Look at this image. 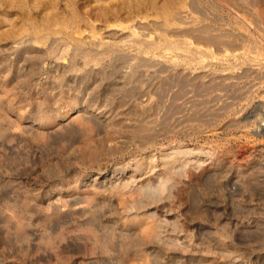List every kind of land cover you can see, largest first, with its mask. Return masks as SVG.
I'll use <instances>...</instances> for the list:
<instances>
[{
	"label": "rangeland",
	"instance_id": "1",
	"mask_svg": "<svg viewBox=\"0 0 264 264\" xmlns=\"http://www.w3.org/2000/svg\"><path fill=\"white\" fill-rule=\"evenodd\" d=\"M69 1L0 0V33L19 27L24 19L27 23L36 22L38 27H42L40 20L51 19L58 24L57 27L52 23L55 31L60 30L57 35L64 36L72 31L74 18L100 27L104 24L91 16V10L120 5L119 0ZM201 1L202 6L196 10L190 6L192 0H154L153 6L135 13L136 16L133 13L128 21L121 19L126 15L111 19L109 30L124 37L119 44L148 40L149 45L167 47L168 42L174 43L171 35L180 27L177 23L188 17L184 22L190 19V24L198 23L221 34L222 44L216 50L198 49V45L190 44L191 39L187 40L189 46L185 45L187 53L159 49L139 53L125 47L128 63L123 65L112 56L107 68L98 75L76 84L55 82L51 92L46 71L34 82H26L15 69H4L1 59L0 142L13 143L14 150L11 153L4 152L3 146L0 148V264H144L128 261L123 254L130 244H136L134 233L142 235L164 217L175 221L180 229H190L192 204H200L204 194L208 200L202 228H226L236 234L264 237V0ZM170 13L176 16L173 24L165 20ZM102 32L95 29L94 42L104 38ZM11 39L0 38V46L12 42ZM137 59L161 66L143 68L141 75L138 72L122 83L120 74L129 73V63ZM71 84L81 86L84 94L78 90L76 93L74 88L68 92L67 86ZM140 90V97L135 98L141 103L151 101L155 106L153 113H141L138 107H132L129 96ZM51 93L58 95V103L51 102H55ZM73 99L76 108L87 101L88 112L102 121L101 125L89 122L83 126L82 112L70 111L66 118L51 117L55 107H63ZM44 121H48L46 126L38 125ZM67 121L66 129L55 128ZM172 148L210 150L212 163L208 162V168L217 167L218 175L212 178L195 171L194 189L186 183L188 178L172 176L165 191L177 186L173 187L175 191L169 190L170 194L175 192V197L166 193L155 204L129 211L128 207L140 198V185L157 184V165ZM151 156L156 160L146 166ZM135 161L145 162L146 167L137 174L140 181L131 189L122 192L112 188V192L107 189L100 193L101 188L91 186L94 176L114 173L118 178L128 173ZM152 166H156L155 173ZM221 175L228 176L222 186ZM219 185L221 189H217ZM234 187L236 191L227 194ZM218 192L225 196L219 199ZM73 196L85 197L93 214L58 215L51 210L58 203L70 211ZM95 200L102 202L96 206ZM106 203L113 210L100 211L99 207ZM104 244L109 255L101 251Z\"/></svg>",
	"mask_w": 264,
	"mask_h": 264
},
{
	"label": "bare ground",
	"instance_id": "2",
	"mask_svg": "<svg viewBox=\"0 0 264 264\" xmlns=\"http://www.w3.org/2000/svg\"><path fill=\"white\" fill-rule=\"evenodd\" d=\"M119 1H120V5L117 4V6L116 5L115 6L108 5V6L103 7V8L102 7L98 8V9L96 8L97 9L96 12H94V10H91V12H90L91 16L94 15L96 20H98L99 23L102 22L104 25H102L100 27H96V24L94 25L93 22H91V21L87 20L85 22L83 21L82 23H80V22H77V20L74 18L73 19L74 24L71 26L69 25L70 27H72V31H69L70 32L69 34H67V33L64 34V36H61V34L57 35L58 33H60V30H58L59 32L55 31L56 27L53 24H56V22L55 23L50 22L51 19H49V20L42 19V21L40 20L42 27L41 26L38 27V25H36V22L35 23L34 22H28L27 23L26 19H24L25 23L22 22L21 25H19V27H17V28H15V27L11 28V26H10V28H11L10 31L7 30V31L0 33V38H4V39L9 38V37L12 38L11 39L12 42L10 41V43H5V44L0 46V61L2 59V62L3 61L5 62V63L3 62L4 63L3 68L8 70V72L11 69H15L16 73L18 75L24 76L23 79L26 82H34L33 80L35 79V77L40 76L39 74H41L43 71H46L47 72V81H46L47 83L46 84L48 87H50L49 90L51 92V90L53 88L55 89V87H54L55 82L61 83L64 80L65 82L71 81L72 83L76 84V83H78L77 82L78 80L79 81L81 80L80 82H82L83 79L89 80V78L91 76L98 75L99 73H101V70H103L104 68H107V66L109 65L108 64L109 58H111L112 56L115 58V61H120V63L123 65L128 63L127 62L128 59L126 56L127 54L124 53L125 47H128V49L136 50L139 53L140 52H146V50H148V49H152V50L159 49L162 51L168 50L169 52L171 50V53L174 54V52H176V51H178V52H181V51L185 52L186 51V53H187V48L185 45H187V47L189 46L188 43L190 41L189 42L187 41L189 39H191V41H192L190 44L198 45L197 48L198 49L202 48L205 52L212 51L215 48H218L222 44V36H221V34L216 33V30H215V32L212 30L210 31L209 27H208L209 28L208 29L207 27H204V26H198L199 25L198 23H196V25H193L194 22L192 24H190V19H189V22H187V21L184 22V20H186L188 17H185L186 19H183V22L180 21L179 23H177L178 25H180V27L177 30H175V32H173L174 34L172 33L174 37L171 35V37L174 38V43L171 41L172 44L170 45V42H168L169 46H167V44H168L167 43L166 44L167 47L162 46V45H161L162 47H160V46H158V44H157V46L149 45L147 43L148 40L145 41V43H141V42L136 41L132 45L131 44L127 45V43L124 44L125 42L123 44H119L120 42H122L124 40V37L121 38L117 34V32H112L109 30V28H110L109 22H111L110 20L111 19H115V20L120 19L122 16L126 15L127 17L125 16L126 17L125 19H124V17H122L121 19L128 21L133 13L139 14V12L142 9H145L146 7H148L150 5L153 6L154 0H119ZM214 1L212 0L211 2L213 3ZM218 1H220V0H218ZM20 2H22V1H20ZM201 2H202L201 0H192V2L190 3L191 4L190 6L192 9L198 10L202 6ZM51 3H53V2H51ZM74 3H75V1H74ZM219 3H222V2L220 1ZM206 5H208V4H206ZM215 5H216V3H215ZM218 5L216 7H218ZM21 6H23V5H21ZM53 6H55V4ZM166 8H167V6H166ZM219 8H221V7H219ZM33 9H34V7H33ZM196 10H195V12H196ZM49 11H51V10H49ZM167 12H169V11H167ZM59 13H60V11H59ZM72 13H74V12H72ZM136 14H135V16H136ZM198 14H200V13H198ZM174 15H172V13L168 14L167 16L165 15L166 16L165 17L166 22L170 23V24L175 23L177 20H176V16H174ZM135 16L133 15V17H135ZM46 17H47V15H46ZM95 18H94V20H95ZM54 20H56V19L54 18ZM47 22L50 23L51 25H53V27H51V25H49V24H45ZM57 22H61V19L58 20ZM66 22L68 23V21H66ZM69 23H70V21H69ZM71 23H72V21H71ZM13 24L15 25V23H13ZM57 25L58 24H56V26ZM69 26H68V28H69ZM119 27H121V26H119ZM19 28L21 30H19ZM50 28L51 29L54 28V30H51ZM95 29H97L98 32L103 31L102 33H103L104 38L100 37L99 43L94 42ZM85 31H87V33L85 34L87 36H83V33ZM113 36H116V37L118 36L120 38H113ZM97 38H98V36H97ZM105 38H108V40L104 41ZM0 41H2V40H0ZM158 43L161 44L160 42H158ZM183 45L185 47H183ZM134 59H136V58H134ZM2 62H1V64H2ZM49 63H50V67L48 68ZM154 65H160L161 66L160 63H157V64L154 63ZM154 65L150 61L143 60V59H141V60L137 59L134 62L129 63L128 68L130 69V72L129 73H124V72L121 73L119 79L123 83L125 81L130 80L131 78H134L135 77L134 74L136 75V73H138L141 69L144 68V70H145L148 67H152V66L154 67ZM167 67H169V66H167ZM142 71L143 70H141V72ZM141 72H139L138 74H140ZM25 84H27V83H25ZM74 84L67 86L68 92H69V90L74 88L73 89L74 91L78 90L79 93L84 94V91L82 90L81 86L78 87V86H75ZM72 85H74V86H72ZM76 93H77V91H76ZM134 93H136V94H134ZM134 93L133 94L130 93L131 96H129L132 107H134V108L138 107V110H140L141 113H153L155 106L152 104L151 101H149V102L145 101V102L141 103V102H138L137 97L135 98V96H137V95L140 97L141 90L138 92H134ZM62 94H63V92H62ZM5 95H3V96H5ZM52 96H53V98H55V102L52 100H51V102L58 103V100L56 98V97H58V95L53 93ZM81 96H83V95H81ZM1 98H2V96H1ZM84 102L85 103H83V105H81L79 108H76V106H75L77 104L75 99H73V102H71V103H69L63 107L57 106L54 108L55 112L53 115H51V117H54V116L57 117L58 116L61 118H66V116L69 114L70 111H73L75 113H77V112L81 113L82 112L83 115L82 114L81 115L79 114V115L82 117L81 121L83 123V126L86 127V125H88L89 122H92L93 124H96L97 126H100L102 121L98 120V118L96 116H94L92 114V112L91 113L88 112V109H87L88 102L87 101H84ZM40 104H42V103H40ZM90 108H91V106H90ZM61 109H63V110L59 111ZM2 110H3V105H2V102H0V112ZM39 112H40V110H39ZM51 113H52V111H51ZM80 116H79V118H80ZM4 117H6V114ZM75 117H77V116H75ZM44 120H46V119H44ZM107 120H106V122H110L109 121L110 119H107ZM7 121H8V118H7ZM47 122L48 121H44V123L41 122L40 124H38V123L37 124L43 127V126H46V124H48ZM9 124H10V122H9ZM40 126H38V127H40ZM59 126L55 127V128H58L59 130H61L62 128L66 129L68 126V121L66 123H63V125L60 123ZM0 127H2V126H0ZM27 127L31 128L32 126L29 125ZM111 127H112V125H111ZM134 128H137V125H136V127L134 126ZM143 129L144 128H142V130ZM31 130H32V128H31ZM149 130H151V129L149 128ZM33 131H34V129H33ZM150 132H152V130ZM2 134H4V133H2ZM36 134H37V132H36ZM153 134H155V132ZM43 135H44V133H43ZM150 135H151V133H149V136ZM11 141H10V143H11ZM0 143H1L0 148H2V146H3L5 149L4 152H6L8 150H10V152H11L12 149L14 150V148H12V146H11V144H13V143L9 144V142H8L7 145L5 144L6 146L2 145V142H0ZM209 152H210V150H209ZM209 152H207V151L205 152L202 149L200 151L199 150L195 151V150H191V149L182 150V149H173V148L170 149L169 151H167L163 155V157L161 158L160 165L159 164L157 165V166H160V169L157 170V171H159V173L157 175V177H158L157 178V184L152 185V184H150V182L147 184H145V183L143 184V182H142L143 185L142 186L140 185V187L137 189L138 193L140 194L139 195L140 198L138 199L137 202H134L133 204H131L128 207L129 211H133L134 209L137 210L140 208L142 209L144 207H148L152 204L157 203L162 198L161 195L167 193V191H165L167 181L169 180V178H172V176L188 178L186 180V183L188 182L189 186L192 187V189H194L195 183H193L194 182L193 178H194L195 171H198V172L200 171L203 173V175L212 176V178L215 177L216 175H218V173H216L217 167H209L208 168L209 163H212L211 162L212 158L210 157L211 153H209ZM154 157L155 156H151L148 159L149 162L147 163L146 166H149L151 164V162L154 163V160H156ZM144 165H145V162L139 163V161H135L134 165L132 164V166H134V167L133 168L131 167L132 169H130V170L128 169L129 170L128 173H126L124 175H120L118 178L116 177V175L114 173L111 176H105V177H103V176L100 177V175L94 176V178L91 180V186L94 187L96 185L97 188H101V191H99L100 193L102 191H106L107 189L110 190L112 188L114 190L120 189V191L122 190V192L123 191L125 192V191L131 189L132 186H135V184H137V182L140 181V180H137L139 178L136 176H137V174H139L142 171L143 168L146 167ZM155 168H156V166H152V169L150 167L152 172H154ZM117 174H119V173H117ZM196 174H197V172H196ZM199 175H200V173H199ZM221 176L219 177L220 178V180H219L220 184L222 182H226L228 180L227 175H224L222 177ZM219 178H217V180ZM200 184H201V182H200ZM221 186H222V184H221ZM173 187L177 188V186H174V185H173ZM173 187H169V188L171 190H174L175 188H173ZM217 187H218L217 189H219L220 185ZM167 189H168V187H167ZM170 189H168V193H167L168 195L167 194L166 195L167 196L172 195V197H173L174 196L173 193H175V192L170 194L169 193ZM177 190L178 189H176V191ZM110 191L112 192V190H110ZM164 191H165V193H164ZM235 191H236V188L234 187L233 190H231V192H230V189H229V191L227 190V194L235 192ZM99 192H97V193H99ZM218 193H217V195H219V197H218L219 199H222L225 196V193H220V192H218ZM94 194H96V193H94ZM166 195H165V197H167ZM73 197L74 198L71 200L73 202H72V205H71L72 208L70 211L66 208V205L61 206L60 204L58 205V203H57V205H55V204L53 206L51 205L52 206L51 210L58 215H66V214L72 213V212L73 213H81V215L93 214L90 211V209H91L90 205H89L90 202H88L85 197H81V196H76V197L73 196ZM207 197H206V194H204L201 198L200 204H197V201H195L194 203L192 202L193 203L192 204L193 210H192V217L190 220L191 221V227L188 230L180 229L178 227V225H176L175 221H170V219H166L164 217L163 219H161L158 222V224L149 228V230L143 232L142 235H138V234L134 233L133 236H134V238H137L136 239L137 242H136V244H135V242H133V244H130V246L128 245L130 248H128V247L126 249L124 248L125 250L123 251L124 252L123 254H124L126 260L131 261V262H133V261L134 262L135 261L140 262L141 261L144 264H264V237H256V236H254V234H236V233H232L231 231H229L226 228H215L214 230L202 228L201 223L205 221L204 210H205V206H206L207 200H208ZM168 199L171 201L170 198H168ZM101 202L95 200L94 205L99 206L100 205L99 203H101ZM173 202H174V200H173ZM99 208H100V211H103V212H107V211L110 212L111 210H113L112 205H110V203H106L104 206L101 205ZM24 234L25 233H23V237L25 238ZM132 234L133 233H131V235ZM129 238H133V237H128V239ZM113 245H114L113 247H115L114 243H113ZM106 246L104 244L101 248V251L103 253L108 254L107 250L109 248H107ZM113 247L112 248L110 247V249H113ZM117 248H118V246H117ZM111 252H112V250H111ZM114 252L117 253L118 251L114 250ZM103 253H102V255H103ZM105 259H104V261L107 260V259L106 260ZM97 261H99V259ZM101 261H100V263H101ZM94 263H97V262H95V260H94Z\"/></svg>",
	"mask_w": 264,
	"mask_h": 264
}]
</instances>
